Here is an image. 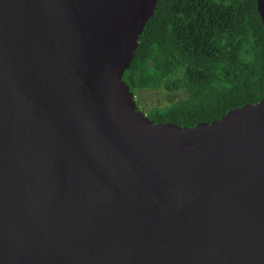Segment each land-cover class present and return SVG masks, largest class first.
Here are the masks:
<instances>
[{
	"label": "water",
	"instance_id": "water-1",
	"mask_svg": "<svg viewBox=\"0 0 264 264\" xmlns=\"http://www.w3.org/2000/svg\"><path fill=\"white\" fill-rule=\"evenodd\" d=\"M156 3L0 0V264H264V96L193 126L137 109Z\"/></svg>",
	"mask_w": 264,
	"mask_h": 264
},
{
	"label": "trees",
	"instance_id": "trees-1",
	"mask_svg": "<svg viewBox=\"0 0 264 264\" xmlns=\"http://www.w3.org/2000/svg\"><path fill=\"white\" fill-rule=\"evenodd\" d=\"M123 79L135 96L168 93L146 112L155 122L193 126L257 102L264 27L256 0H157Z\"/></svg>",
	"mask_w": 264,
	"mask_h": 264
},
{
	"label": "rangeland",
	"instance_id": "rangeland-1",
	"mask_svg": "<svg viewBox=\"0 0 264 264\" xmlns=\"http://www.w3.org/2000/svg\"><path fill=\"white\" fill-rule=\"evenodd\" d=\"M135 99L138 101L139 108L145 113L149 108L155 105L163 106L166 102L170 101L168 93L162 94L154 90H147L144 93L135 96Z\"/></svg>",
	"mask_w": 264,
	"mask_h": 264
}]
</instances>
